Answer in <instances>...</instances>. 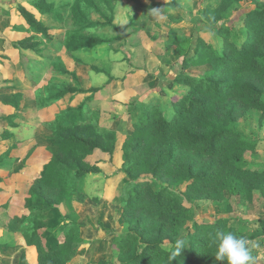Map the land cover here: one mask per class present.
<instances>
[{"label":"trees","instance_id":"16d2710c","mask_svg":"<svg viewBox=\"0 0 264 264\" xmlns=\"http://www.w3.org/2000/svg\"><path fill=\"white\" fill-rule=\"evenodd\" d=\"M117 1L75 0L64 47L76 51L119 39V35L100 32L115 26ZM244 1L220 0L216 6L204 8L202 20L219 37L218 45L199 36L194 54L186 55L183 45L191 44V38L169 35V46L181 53L182 70L176 81L188 87L172 98L170 110L139 102L137 118L127 134L102 125L97 115L84 114L85 104L58 123L53 138L56 149L26 188V208L49 214L46 221L33 217L32 228L22 231L26 245L36 250L37 264H70L81 253L88 242L81 235L74 194L80 179L101 173V164L113 165L118 151L122 170L129 178L121 193L123 217L129 227L114 239L115 261L99 259L85 264H227L215 257L217 232L246 238L245 232L226 215L204 218L201 203L209 200L220 204L228 191L248 202H264V165L252 164L246 158L248 151L256 150L257 142L237 130L242 116L258 114L264 118V1L251 0L255 6L242 15L239 25L227 24L243 9ZM19 11L34 32L49 34V26L37 12H51L50 5L38 1L33 9L20 5ZM24 41L26 49L38 45ZM192 66L209 70L194 75L190 73ZM91 90L68 85L59 89L54 99ZM6 104L12 112L19 102L13 98ZM10 111L2 117L16 125L17 116ZM13 145L19 148L25 143ZM97 153L109 158L90 162L88 158ZM24 165L29 170L25 161ZM153 182H159L158 189ZM58 205L66 210L68 224L52 235L62 216ZM258 237L264 241V218L249 235ZM181 240L183 249L176 255ZM3 249L0 243V251ZM17 264H31L26 252ZM252 264H264V260Z\"/></svg>","mask_w":264,"mask_h":264},{"label":"rangeland","instance_id":"374dc122","mask_svg":"<svg viewBox=\"0 0 264 264\" xmlns=\"http://www.w3.org/2000/svg\"><path fill=\"white\" fill-rule=\"evenodd\" d=\"M38 1L52 8L45 14L37 12L49 26L48 35L34 32L19 11L20 5L33 9V3ZM74 1L0 0V178L3 180L0 183V243L4 245L0 264H17L24 252L31 264H37L36 250L26 245L22 231L32 228L33 217L46 221L49 214L42 212L41 215L26 208V188L55 151L54 130L62 118L73 116L85 104L84 114L97 115L102 125L127 134L137 118L139 102L170 110L172 98L188 90L176 81L182 70L181 53L169 46V35L191 38V44L183 45L186 55L194 54L199 36L220 44L219 37L202 20L204 8L216 6L220 0H118L115 26L100 32L119 35V39L95 48L68 51L64 41L71 25ZM254 6L251 0H245L243 9L227 20V24L238 26L242 15ZM27 38L31 40L24 41ZM22 41H35L38 45L35 49H26ZM97 67L104 71L96 70ZM208 70L209 67L192 66L190 73L201 75ZM71 72L78 76L79 82ZM68 85L92 90L55 100L57 91ZM13 98L19 105L11 112L6 103ZM7 111L17 116L16 125L2 117ZM237 130L257 142L256 150L246 153L248 161L264 165V118L260 119L258 114L242 116ZM17 141L25 145L18 148L13 145ZM108 158L97 153L88 159L94 163ZM101 166V173H90L80 179L73 197L81 235L88 243L70 264L99 259L115 261L118 254L114 239L129 227L123 217L121 200L129 178L122 170L121 152L116 153L113 165ZM152 185L159 188V182ZM225 201L220 204L203 201L200 214L207 219L228 216L245 232L253 262L264 260L262 237L249 238L264 218V202H248L229 191ZM58 207L57 212L62 216L60 224L51 230L52 235L68 224L66 210L62 205Z\"/></svg>","mask_w":264,"mask_h":264},{"label":"clouds","instance_id":"9594fccd","mask_svg":"<svg viewBox=\"0 0 264 264\" xmlns=\"http://www.w3.org/2000/svg\"><path fill=\"white\" fill-rule=\"evenodd\" d=\"M120 25H123V22ZM216 240L217 251L215 257L217 260L226 261L227 264H252L254 257L251 255L245 237L219 231ZM183 244L182 240L177 242L176 255L183 249Z\"/></svg>","mask_w":264,"mask_h":264}]
</instances>
